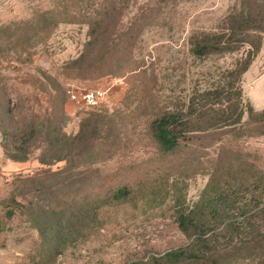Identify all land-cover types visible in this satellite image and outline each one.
<instances>
[{
  "label": "rangeland",
  "instance_id": "1",
  "mask_svg": "<svg viewBox=\"0 0 264 264\" xmlns=\"http://www.w3.org/2000/svg\"><path fill=\"white\" fill-rule=\"evenodd\" d=\"M0 29V120L18 130H0V264H264V113L245 98L246 72L264 67V0H0ZM79 90L104 104L71 102ZM203 100L222 119L243 108V127L193 141L204 169L186 178L165 129ZM26 114L40 126L23 138ZM61 127L86 144L83 174L23 178L47 167L5 148Z\"/></svg>",
  "mask_w": 264,
  "mask_h": 264
},
{
  "label": "trees",
  "instance_id": "2",
  "mask_svg": "<svg viewBox=\"0 0 264 264\" xmlns=\"http://www.w3.org/2000/svg\"><path fill=\"white\" fill-rule=\"evenodd\" d=\"M4 35H6L5 29H0V42L4 40L1 38L4 37ZM25 51L29 52L28 49H26ZM1 53L2 49L0 47V56ZM54 100L56 101L57 97H55ZM217 104L218 103H216V101L214 100L212 102H210L209 100H203V102L199 104L197 108H195V110L188 111L185 113V115H183L184 120L182 123H179L176 126H168V130L165 129V135L169 137V141L167 142L168 149L174 148L176 145L175 143L180 142L182 144L181 149L186 163V167L183 168L182 174L186 178L192 175L194 176L198 174V171H202L204 169V159L200 155L198 157L195 150L198 146L194 144L193 141L213 137L217 133L225 132L224 130H228L226 133H229L233 129H241L243 127V124L241 123L243 117V108L239 109V106L237 104V110L239 109V111L237 113H233L235 115L222 119L220 114L214 111ZM251 110L253 111L252 108ZM61 113L62 110H59V112L54 110V113L52 112L51 114H47L46 117L47 119L49 118L53 123H61L62 125V116L60 115ZM210 114L212 115V118L207 124L195 127L193 122L194 117H203L205 115L209 116ZM13 117L17 116L14 114ZM28 117L30 121L27 120ZM36 120L39 121V118L34 116L33 114H26L24 117L20 118V121H29L31 123L34 122L33 124H29L26 126V128L24 129V133L21 134L23 138L26 135H37L36 130L37 127L40 126V124H37V122H35ZM62 129L63 127L57 130L54 136V140H51L50 143H46L45 141L39 142L36 140H21L22 142L19 145H12L13 151L7 150L5 148V156L13 162L38 160L42 166L47 168H41L34 174H28L23 178L36 180L39 182L41 181V183L44 185L46 181L51 180L53 177H56L58 175H65L66 173L77 172L75 175L81 176L84 172L83 169L82 171H80L82 165H75V161H80L83 157L88 155L86 151V144L84 146L74 145V142L72 140L70 141V139H68L66 135L62 133ZM0 130L4 137H8L9 135L18 136V130L12 131V133H8L4 127V123L2 120H0ZM7 130H9V128H7ZM40 134L43 136H45V134H49L48 129H42ZM64 137L65 139L63 140ZM36 151H40V155L36 158L32 157L34 155V152ZM70 157L72 158L71 160L69 159ZM219 157V160L226 158L223 153H220ZM62 161H65V165L63 167H59L57 170L52 169L53 165H56L57 163H60ZM208 164L209 162L207 161V165ZM225 168H227L226 164L222 168L220 167V164H218L214 169L223 170ZM222 172L225 173V170H223ZM18 176H22V174H19Z\"/></svg>",
  "mask_w": 264,
  "mask_h": 264
},
{
  "label": "crops",
  "instance_id": "3",
  "mask_svg": "<svg viewBox=\"0 0 264 264\" xmlns=\"http://www.w3.org/2000/svg\"><path fill=\"white\" fill-rule=\"evenodd\" d=\"M252 67L245 74V80L251 83L246 90V102L253 109L254 112L264 113V67L262 74L257 78L254 76L256 71ZM255 77V78H254Z\"/></svg>",
  "mask_w": 264,
  "mask_h": 264
},
{
  "label": "built area",
  "instance_id": "4",
  "mask_svg": "<svg viewBox=\"0 0 264 264\" xmlns=\"http://www.w3.org/2000/svg\"><path fill=\"white\" fill-rule=\"evenodd\" d=\"M106 94L103 90H79L69 91V100L75 104L97 111L104 104ZM264 145V139H263Z\"/></svg>",
  "mask_w": 264,
  "mask_h": 264
}]
</instances>
